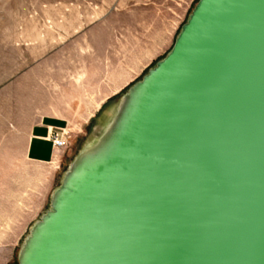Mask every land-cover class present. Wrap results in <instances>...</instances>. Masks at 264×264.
<instances>
[{
  "label": "water",
  "instance_id": "95a60500",
  "mask_svg": "<svg viewBox=\"0 0 264 264\" xmlns=\"http://www.w3.org/2000/svg\"><path fill=\"white\" fill-rule=\"evenodd\" d=\"M100 120L18 264H264V0H198Z\"/></svg>",
  "mask_w": 264,
  "mask_h": 264
},
{
  "label": "crops",
  "instance_id": "0c3cea01",
  "mask_svg": "<svg viewBox=\"0 0 264 264\" xmlns=\"http://www.w3.org/2000/svg\"><path fill=\"white\" fill-rule=\"evenodd\" d=\"M47 58L14 82L16 118L0 116V137L6 138L0 152V249L11 250L7 257H12L57 188L70 141L67 138L64 148L55 149L51 133L67 132L76 139L85 135L106 104L137 75L135 68L121 69L112 51L63 49ZM13 119L16 125L9 123ZM8 138L18 142L19 160H10ZM11 167L16 169L14 176L9 175ZM9 263L10 258L0 262Z\"/></svg>",
  "mask_w": 264,
  "mask_h": 264
},
{
  "label": "rangeland",
  "instance_id": "374dc122",
  "mask_svg": "<svg viewBox=\"0 0 264 264\" xmlns=\"http://www.w3.org/2000/svg\"><path fill=\"white\" fill-rule=\"evenodd\" d=\"M197 2L0 0V116L16 118L18 98L15 96L14 82L22 73L30 71L35 64L47 60L49 55L58 50L85 48L112 51L121 69L135 68L137 71L135 79L106 104L99 119L85 135L78 139L68 137V153L58 174L57 187L84 143L97 132L101 117L131 85L171 50L181 26ZM16 122V119L9 121L14 125ZM8 139H11L10 160H19L21 148L18 142ZM4 145L6 138L0 137V152L5 148ZM11 168L13 171L9 175H16V169ZM22 242L12 257H7L11 250L0 249V262L10 258L9 264H18L17 254Z\"/></svg>",
  "mask_w": 264,
  "mask_h": 264
},
{
  "label": "built area",
  "instance_id": "2783aa9c",
  "mask_svg": "<svg viewBox=\"0 0 264 264\" xmlns=\"http://www.w3.org/2000/svg\"><path fill=\"white\" fill-rule=\"evenodd\" d=\"M68 138L67 132H57L51 133L49 139L52 142L55 149H62L66 146V139Z\"/></svg>",
  "mask_w": 264,
  "mask_h": 264
}]
</instances>
